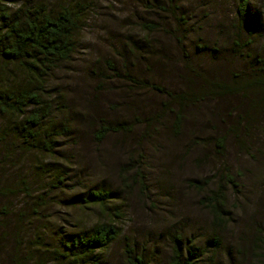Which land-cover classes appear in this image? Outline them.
Masks as SVG:
<instances>
[{"label": "rangeland", "instance_id": "rangeland-1", "mask_svg": "<svg viewBox=\"0 0 264 264\" xmlns=\"http://www.w3.org/2000/svg\"><path fill=\"white\" fill-rule=\"evenodd\" d=\"M242 1L0 0L79 13L45 79L53 150L0 112V264H67L64 239L108 220L120 236L93 264H126V242L166 264L176 238L204 250L196 264H264V0L240 20ZM102 124L118 128L97 142ZM219 184L220 220L205 200ZM94 188L104 212L77 204Z\"/></svg>", "mask_w": 264, "mask_h": 264}, {"label": "trees", "instance_id": "trees-1", "mask_svg": "<svg viewBox=\"0 0 264 264\" xmlns=\"http://www.w3.org/2000/svg\"><path fill=\"white\" fill-rule=\"evenodd\" d=\"M245 7L246 0H243L239 7L240 20L244 17ZM78 24L79 13L66 6L58 10L47 5L24 6L15 11L0 7V112L12 120L16 118V124L12 123L16 136L32 149L42 146L49 153L54 148L58 132L46 129L52 107L43 98L45 79L57 64L69 60L73 54ZM11 70L17 74L9 73ZM177 113L175 125L179 126L180 115ZM117 128L100 125L94 132L95 140L102 141L108 132ZM56 180L59 185L63 182L59 176ZM225 183L233 185L229 175L225 176ZM224 198L225 190L221 184L205 196L206 203L219 220ZM110 199V191L94 188L89 189L77 204L96 206L104 212ZM120 233L109 220L97 222L64 239L62 257L67 264H93L95 251L107 248ZM203 254V249L190 244L182 246L176 238L166 264H196ZM123 255L126 264H147L132 242L124 244Z\"/></svg>", "mask_w": 264, "mask_h": 264}]
</instances>
